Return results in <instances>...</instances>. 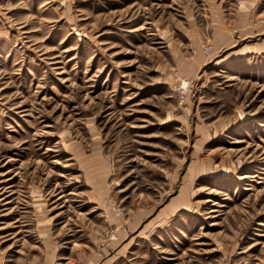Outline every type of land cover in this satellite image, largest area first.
Listing matches in <instances>:
<instances>
[{"label":"rangeland","instance_id":"obj_1","mask_svg":"<svg viewBox=\"0 0 264 264\" xmlns=\"http://www.w3.org/2000/svg\"><path fill=\"white\" fill-rule=\"evenodd\" d=\"M0 264H264V0H0Z\"/></svg>","mask_w":264,"mask_h":264},{"label":"built area","instance_id":"obj_2","mask_svg":"<svg viewBox=\"0 0 264 264\" xmlns=\"http://www.w3.org/2000/svg\"><path fill=\"white\" fill-rule=\"evenodd\" d=\"M203 50L205 52H210L211 48L204 47ZM189 89H190V82L188 80L185 79H182V81L177 80V84L176 87L174 88V91L176 93L177 98L179 99L180 104L184 103ZM110 238L114 239L113 236H111Z\"/></svg>","mask_w":264,"mask_h":264}]
</instances>
